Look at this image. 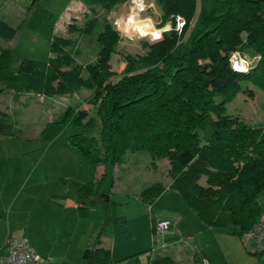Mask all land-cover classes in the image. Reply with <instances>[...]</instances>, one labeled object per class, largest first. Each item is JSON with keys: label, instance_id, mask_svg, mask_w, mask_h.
Returning <instances> with one entry per match:
<instances>
[{"label": "trees", "instance_id": "16d2710c", "mask_svg": "<svg viewBox=\"0 0 264 264\" xmlns=\"http://www.w3.org/2000/svg\"><path fill=\"white\" fill-rule=\"evenodd\" d=\"M81 1L90 9L101 7L110 12L128 0ZM157 1L158 27L170 23V29L162 32L161 39L144 42V53L129 58L126 72L116 79L110 57L121 35L108 19L102 21L93 62L80 63L76 41L66 37L52 38L54 55L43 64L18 61L10 50L0 49V84L12 90L14 100L30 91L50 95L72 94L81 87L91 90L86 103L99 118L97 134H93L96 119L88 109L67 106L58 118L64 126L82 127L69 136V142L88 164L102 167L101 175L78 191L83 198L77 205L80 218L88 217L97 203L104 207L103 223L83 251L85 264L122 261L113 259L111 251L100 244L112 206L107 198L110 190L102 191L101 186L109 165L120 162L127 151L145 150L153 163L167 158L172 178L169 188L208 227L243 237L264 212L260 205L264 197V126H252L226 113V104L239 92L241 82L264 88V0H217L221 12L214 9L203 14L188 44L184 34L196 0ZM177 15L185 20L180 31L174 27ZM96 21L95 16L83 30L90 32ZM15 33L14 27L0 19L1 36L11 38ZM150 36L155 39L159 33ZM234 53L258 59L247 70H236L230 61ZM246 90L253 94L247 86ZM210 113L215 116L214 128L201 143L197 129ZM13 130L9 116L1 113L0 133ZM164 188L154 183L142 189L141 197L151 203ZM155 222L152 219L153 234ZM168 263L167 256L153 261Z\"/></svg>", "mask_w": 264, "mask_h": 264}, {"label": "rangeland", "instance_id": "374dc122", "mask_svg": "<svg viewBox=\"0 0 264 264\" xmlns=\"http://www.w3.org/2000/svg\"><path fill=\"white\" fill-rule=\"evenodd\" d=\"M143 1L144 9L141 11L131 8L128 0L108 12L101 7L90 9L81 0H0V19L16 29L11 38L0 35V49L10 50L18 61L30 59L43 64L54 55L50 46L52 38L66 37L76 41L80 63L93 62L99 49L97 36L102 29V21L108 19L121 35L110 57L115 71L113 79H116L126 72L129 58L144 53V42L161 39L162 32L171 27L170 23L158 27L160 6L157 0ZM214 9L215 13L221 12L217 0H196L190 27L184 34L187 44L192 33L200 27L203 14ZM95 16L97 21L93 29L85 32L84 27ZM138 26L141 34L148 32L146 36L134 34V27L137 30ZM165 27L167 29L163 30ZM154 33H159V37L153 39L150 34ZM234 54L249 65L258 59V56ZM246 86L253 90L252 95ZM12 93L11 89L0 84V114L6 113L15 127L10 134L0 133V202L8 200L2 197L10 187H3L4 183L9 185L7 175L10 178L12 173L16 175L11 183L15 187L30 177L27 192L31 195L27 196L26 202L34 207L29 229L40 240L33 242L35 253L44 263L52 260L53 264H85L82 256L84 247H78L79 235L83 231L88 232L86 229L91 225L101 227L104 207L97 203L89 209L88 217L78 218L76 208L66 209L58 197L83 201L78 191L87 182L96 180L102 169L88 164L81 152L69 142V136L81 132L82 127L64 126L58 118L67 106L88 109L89 115L96 119L93 134H97L99 118L94 107L86 103L91 90L81 87L72 94L50 95L30 91L21 93L15 100ZM226 113L238 116L252 126H264V88L241 82L239 92L226 104ZM214 118L210 113L198 127L201 143L212 133ZM169 166L167 158H159L153 163L145 150L127 151L120 162L109 165L108 177L101 190H110L108 197L112 206L104 233L106 244L114 247L113 258L120 259L152 248L160 254H168V251L175 254L183 262L181 264H196L194 252L200 251L196 247L197 239L213 264H264V253H254L255 248L247 246L243 237L220 227L212 230L199 220L180 194L169 188L172 180ZM154 183L165 188L151 203H147L142 199L141 191ZM260 205L264 209V197L260 198ZM152 216L169 219L165 233L152 234ZM116 220H124L125 225ZM62 232L66 237L63 238ZM70 232L71 237L68 235ZM73 237L74 245H71L69 239ZM177 240H183V245ZM174 244H177L176 248Z\"/></svg>", "mask_w": 264, "mask_h": 264}, {"label": "crops", "instance_id": "0c3cea01", "mask_svg": "<svg viewBox=\"0 0 264 264\" xmlns=\"http://www.w3.org/2000/svg\"><path fill=\"white\" fill-rule=\"evenodd\" d=\"M99 167H100V169H102L101 166H99ZM12 174H13V176L11 178L7 175L9 185L4 183V186H3V187H5V189L7 186L11 187V188L10 187L7 188V191H5V194H2V197L7 198L8 200L0 202V252H1V248H2L6 238L8 236H13V237L25 236V237H27L32 250L35 252V247H34L33 242L34 241L38 242L40 240H39L38 236L32 235V232L29 229V225L31 222L30 221V215H31V212H32L33 207H34L31 205H27V202H26L27 196L31 195V192H27V182L30 180V177H28V178L26 177L23 180V183H25V185H23V183H22L18 187H15L14 184H11V183H13L14 180L16 179V175L14 173H12ZM40 196L46 197L44 194H41ZM38 198H36V199H38ZM58 198H59L61 204L66 209L76 208V212H77L78 202L76 200H74V199L72 200L70 198H65L64 196H59ZM107 198H109V197H107ZM7 203H9V205ZM100 204H102V203H100ZM103 215H104V212H103ZM77 216H78V218H80L78 215V212H77ZM88 216H89V214H88ZM4 217H5V219H4ZM158 217L159 218H154V216H152L151 221H152V219H154L155 221H157V220H169L166 217H164V218L161 216H158ZM18 218H19V220H18ZM15 220H17V221H15ZM18 223H19V225H18ZM102 223H103V221H102ZM213 228L214 227H212L211 229L213 230ZM77 229L78 228L76 227V230ZM99 229H100L99 226H96V224H94V225H91L89 228L86 229V231H88V232L83 231L82 234L79 235L80 240L78 242V247L79 248L84 247L83 248V251H84V249L89 244L93 235H95V233ZM63 232H65V231L63 230ZM63 232L61 235L64 238V237H66V235ZM151 232H152V228H151ZM152 234H153V232H152ZM68 235L71 237L72 232L68 233ZM106 238L107 237L105 236V233H103L100 244H101V246L108 248L111 251V255H112V253L114 251V247L106 244ZM69 240H70L71 245H74V243H73L74 237H73V239H69ZM195 241L197 244L196 245L197 249L200 250V251L195 250V252H194L193 258H195L196 264H201L200 260L202 257L206 258L209 264H213L212 261L210 260V258L206 255V252L202 249V245L200 244V242L197 239ZM63 242L65 244L67 242V239L63 240ZM176 242H179L180 245H183L184 241L183 240L182 241L177 240ZM174 245H175L174 248H176L177 244H174ZM256 252H258V251H256L254 249V253H256ZM132 254H137V255L129 258V256ZM163 256H167L169 258L170 263H168V264H181V263H183V262H181V260L179 258H177V256H175V254H173V253L170 254L169 251H168V254H160L156 250L152 251V248H147V249H144L142 251H138V252H134V253H131L128 255H124L122 258L115 259V260H122L120 262V264H153V261L156 258L163 257ZM44 264H53V263L51 260L49 262L48 261L45 262ZM187 264H190V263H187Z\"/></svg>", "mask_w": 264, "mask_h": 264}, {"label": "built area", "instance_id": "2783aa9c", "mask_svg": "<svg viewBox=\"0 0 264 264\" xmlns=\"http://www.w3.org/2000/svg\"><path fill=\"white\" fill-rule=\"evenodd\" d=\"M130 3L132 4L131 8L136 7L139 11L144 9L143 0H130ZM184 25L185 20L177 15L175 17V29L181 30ZM134 34L137 37H143L138 30H135V27ZM230 61L236 70H247L250 66L244 60L237 59L235 54H232ZM169 224V220H157L155 232L157 234L165 233ZM243 240L247 246L254 247L256 251L264 253V212L259 215L254 225L245 233ZM200 263L209 264L204 257L201 258ZM0 264H44V262L37 253L33 252L27 237L8 236L1 248Z\"/></svg>", "mask_w": 264, "mask_h": 264}, {"label": "water", "instance_id": "95a60500", "mask_svg": "<svg viewBox=\"0 0 264 264\" xmlns=\"http://www.w3.org/2000/svg\"><path fill=\"white\" fill-rule=\"evenodd\" d=\"M166 29H167V28H165L164 30H166ZM137 30H138V32L141 34L140 26L137 27ZM141 35H142V36H146L147 34H146V33H142Z\"/></svg>", "mask_w": 264, "mask_h": 264}, {"label": "bare ground", "instance_id": "6f19581e", "mask_svg": "<svg viewBox=\"0 0 264 264\" xmlns=\"http://www.w3.org/2000/svg\"><path fill=\"white\" fill-rule=\"evenodd\" d=\"M152 30H153V29H152ZM152 30H150V32H153V31H154V30H153V31H152ZM150 32H149V33H150ZM143 33H146V32L143 31ZM147 33H148V32H147ZM147 33H146V34H147Z\"/></svg>", "mask_w": 264, "mask_h": 264}]
</instances>
